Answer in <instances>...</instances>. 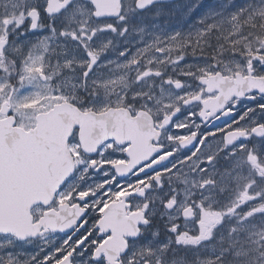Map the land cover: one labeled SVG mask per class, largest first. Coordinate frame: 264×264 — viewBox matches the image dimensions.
I'll return each instance as SVG.
<instances>
[{
  "label": "snow or ice",
  "instance_id": "snow-or-ice-1",
  "mask_svg": "<svg viewBox=\"0 0 264 264\" xmlns=\"http://www.w3.org/2000/svg\"><path fill=\"white\" fill-rule=\"evenodd\" d=\"M0 264H264V0H0Z\"/></svg>",
  "mask_w": 264,
  "mask_h": 264
}]
</instances>
